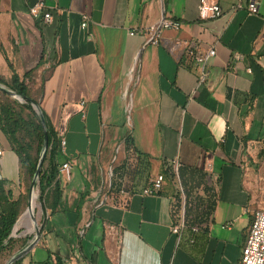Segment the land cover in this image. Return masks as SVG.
Segmentation results:
<instances>
[{
	"label": "crops",
	"instance_id": "0c3cea01",
	"mask_svg": "<svg viewBox=\"0 0 264 264\" xmlns=\"http://www.w3.org/2000/svg\"><path fill=\"white\" fill-rule=\"evenodd\" d=\"M38 1L0 0V77L32 71V98L72 167L64 200L85 203L50 216L22 264H239L264 208V0L258 13L251 0H210L223 9L210 19L201 0H43L51 22L31 14ZM163 18L182 27L154 43ZM190 46L217 50L203 84ZM0 152V179L20 194V159L1 130ZM118 155L126 205L101 201ZM175 160L190 194L209 184L211 195L182 202ZM159 174L164 188L143 195Z\"/></svg>",
	"mask_w": 264,
	"mask_h": 264
},
{
	"label": "trees",
	"instance_id": "16d2710c",
	"mask_svg": "<svg viewBox=\"0 0 264 264\" xmlns=\"http://www.w3.org/2000/svg\"><path fill=\"white\" fill-rule=\"evenodd\" d=\"M10 79L0 78V82L5 83L11 89L27 98V108L32 110V97L38 93L34 92L32 86L33 73L28 72L23 77L20 76L14 68ZM29 80V82H28ZM47 120L50 148L47 152V163L43 167L40 176L41 196L49 199L47 208L49 217L57 212L74 210L77 213L82 212L85 203V194L69 206L64 200V185L60 167L65 160L61 139L55 131L51 120L46 112H44ZM0 130L7 136L12 149L17 153L20 159L21 172L23 174V185L25 186L28 176L33 175L39 162V154L41 152L45 130L38 115L19 108L13 103H3L0 108ZM132 141L126 140V148L131 146ZM126 163L117 156L116 162L112 166V183L103 187V192H107L110 198L122 199L124 195L120 179L124 173ZM180 176L183 178L182 169ZM21 198V199H20ZM14 199L13 191L7 186V180L0 179V255L4 251L8 242L12 240V233L17 223V219L24 208L25 198ZM23 258L14 264H22Z\"/></svg>",
	"mask_w": 264,
	"mask_h": 264
},
{
	"label": "built area",
	"instance_id": "2783aa9c",
	"mask_svg": "<svg viewBox=\"0 0 264 264\" xmlns=\"http://www.w3.org/2000/svg\"><path fill=\"white\" fill-rule=\"evenodd\" d=\"M240 6V4H237L236 7ZM259 6L260 3L258 0H251L248 5V9L252 13H258ZM47 8L48 7L46 6L45 2L43 0H40L31 6L30 12L35 17L43 15V18L46 22H51L53 20V14L50 10H47ZM199 9L202 19L218 18L223 13V9L218 3L211 2L210 0H201ZM88 20L89 17L87 15H84V22L82 23L83 28H86L88 26ZM181 27V21L163 18L156 27L149 28L153 33L152 41L154 43H158L161 33L165 29L179 30ZM189 54L194 57L195 62L200 69L199 84H203L207 79V64L210 59L217 55V50L214 46L207 51H203L194 46H190ZM61 144L64 145L65 140H62ZM181 166L182 165L179 160L173 161V163L171 164L172 173L178 176ZM71 168L72 167L68 161L64 162L60 167V172L67 181H70L72 179ZM165 182V175L159 174L155 178L151 179L148 186L142 190V194L153 195L159 193L164 188ZM122 194L124 195V198L115 200H117L121 205H126L128 202V192L126 190H123ZM108 199L109 196L106 195L101 199V201L106 202ZM186 226L187 220L184 211L178 222L173 225L171 229L172 233L176 234L178 237H181L183 229ZM198 230V226L193 227V231ZM191 241L193 242L194 240L192 239ZM239 264H264V208L257 209L253 213V220L248 232L246 243L242 249V255Z\"/></svg>",
	"mask_w": 264,
	"mask_h": 264
},
{
	"label": "rangeland",
	"instance_id": "374dc122",
	"mask_svg": "<svg viewBox=\"0 0 264 264\" xmlns=\"http://www.w3.org/2000/svg\"><path fill=\"white\" fill-rule=\"evenodd\" d=\"M2 86L6 87L8 89H11L6 84H2ZM3 103H13L14 105L18 106L19 108H22V109L26 110L27 112H31V113L36 115V113L34 111H31L26 107V101H24V102L19 101L17 98L9 95L6 91H4L0 87V108H1V105ZM39 157H40V154H39ZM46 163H47V159L44 162V167L46 166ZM34 176H35V172L33 173V175L28 176V178L26 179V182H25V186H21L20 194L17 193L19 191L18 189L14 190L16 192H14L12 190L14 192L13 193L14 199L20 198L21 194H22V197L25 198L24 208L22 209V212L19 215L17 221L26 212V210L28 209V206L30 204V197H31V192H32V184L34 181ZM172 176H173V179L175 181V185L177 186V189L179 191V195H181L182 202L185 201L186 197L192 198V196H193V198H201V197L207 198L208 195L209 196L211 195V189H210L209 184L204 185L205 186L204 188H206V190H205L206 192H204V193L206 195L201 194L200 191L198 190V187L195 188L194 191H192V194H190L189 188L185 185L183 180L179 176H176L174 174H172ZM207 180H208V178H207ZM34 191H36L38 193V207L36 209V213L34 216L36 217L37 230L41 229V233H42V231L45 227V224L47 223V221L49 219V213L50 212L47 208L49 199L48 200H47V198L44 199V197L41 196L40 179L37 180L36 187H35ZM203 206H206V205H203ZM189 207H190L189 205L186 206V213L187 214H190V212H191L189 210ZM37 230L35 229L34 232L29 233V234H25L24 230H20V232H17V233H12V235H11L12 240L10 242H8L4 251L0 255V264H9V262L11 261V259L14 255H16L17 253L22 251L25 247H27L33 241V239L36 236ZM39 254H41V251L39 252Z\"/></svg>",
	"mask_w": 264,
	"mask_h": 264
},
{
	"label": "water",
	"instance_id": "95a60500",
	"mask_svg": "<svg viewBox=\"0 0 264 264\" xmlns=\"http://www.w3.org/2000/svg\"><path fill=\"white\" fill-rule=\"evenodd\" d=\"M2 84H5V83L0 82V87L4 91H6L9 95L17 98L21 102L26 101V107H27V101L28 100H27V98L25 96L17 93L13 89H8V88L2 86ZM31 105H32V110L31 111H34L38 115V117L40 118V120L42 122L44 130H45L44 143H43V146H42V149H41L38 166L36 168L34 181H33V184H32V192H31V196H32V193H33V191L35 190V187H36L37 180L40 179L41 172H42V169L44 167V162L46 160L47 152H48V150L50 148V141H49L48 127H47V120H46L45 115H44L45 111L41 108L39 102L36 101V100L31 101ZM30 201H31V197H30ZM29 206H30V204H29ZM29 206H28V208H29ZM34 219H35V222H36V217H34ZM41 236H42L41 229H39V230H37L36 236L33 239V241L27 247H25L22 251H20L16 255H14L12 257L11 261L9 262V264H14L16 261H18L21 258L25 257L29 252H31L38 245V243L40 242Z\"/></svg>",
	"mask_w": 264,
	"mask_h": 264
},
{
	"label": "bare ground",
	"instance_id": "6f19581e",
	"mask_svg": "<svg viewBox=\"0 0 264 264\" xmlns=\"http://www.w3.org/2000/svg\"><path fill=\"white\" fill-rule=\"evenodd\" d=\"M38 207V193L33 191L30 201V206L26 210V212L21 216L14 227L13 233L20 232V230H24L25 234H29L37 230V225L34 219V215L36 213V209ZM23 233V234H24Z\"/></svg>",
	"mask_w": 264,
	"mask_h": 264
}]
</instances>
